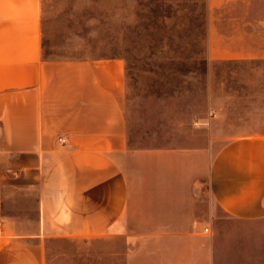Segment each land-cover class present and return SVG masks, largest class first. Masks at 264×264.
Listing matches in <instances>:
<instances>
[{
	"label": "crops",
	"instance_id": "1",
	"mask_svg": "<svg viewBox=\"0 0 264 264\" xmlns=\"http://www.w3.org/2000/svg\"><path fill=\"white\" fill-rule=\"evenodd\" d=\"M207 9L210 54L220 35L223 58H264V0ZM49 19L45 0H0V264H50L54 242L115 243L100 264H264V81L140 146L124 57L47 58Z\"/></svg>",
	"mask_w": 264,
	"mask_h": 264
},
{
	"label": "rangeland",
	"instance_id": "2",
	"mask_svg": "<svg viewBox=\"0 0 264 264\" xmlns=\"http://www.w3.org/2000/svg\"><path fill=\"white\" fill-rule=\"evenodd\" d=\"M45 4L50 16L49 30H44L47 58L124 57L127 112L137 145L176 143L192 132L193 121L206 115L211 105H223L229 96L255 94L259 91L253 83L264 81V58H223L221 54L236 45L223 43L220 35L218 52L210 54L208 0H45ZM242 28L217 31L231 33L229 40H235ZM245 28L256 34V27ZM260 35L264 36V25ZM51 246L50 264H100L96 252L116 245Z\"/></svg>",
	"mask_w": 264,
	"mask_h": 264
},
{
	"label": "built area",
	"instance_id": "3",
	"mask_svg": "<svg viewBox=\"0 0 264 264\" xmlns=\"http://www.w3.org/2000/svg\"><path fill=\"white\" fill-rule=\"evenodd\" d=\"M59 141H60V142H66V137H63V136L59 137ZM203 230H204L205 232H210V229H209L208 226H203Z\"/></svg>",
	"mask_w": 264,
	"mask_h": 264
}]
</instances>
